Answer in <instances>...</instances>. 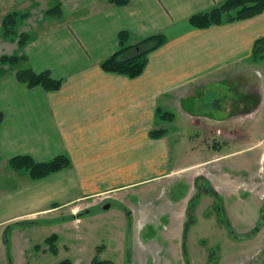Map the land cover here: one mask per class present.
Segmentation results:
<instances>
[{"label": "crops", "instance_id": "crops-1", "mask_svg": "<svg viewBox=\"0 0 264 264\" xmlns=\"http://www.w3.org/2000/svg\"><path fill=\"white\" fill-rule=\"evenodd\" d=\"M52 1L0 0V55L22 53L16 63L0 64V170L5 166L2 178L16 181L10 190L0 189V233L7 236L9 227L13 232L33 227L38 230L34 234L42 233L43 227L73 222L70 219L83 209L81 221L85 217L102 222L117 218L120 233L115 237L114 229L112 234L125 254L127 237L121 232L125 227L162 219L180 224L184 219L182 202L157 203L161 200L157 196L154 203L151 200L152 188L170 172L164 169L143 176L146 163L161 165L164 145L170 153L174 152L171 145L177 151L178 145L185 147L184 155L180 154L184 160L194 153L201 155L192 165L215 164L207 168L220 178L221 161L253 152L261 143L255 140L243 148L233 146L245 135L240 131L241 115L264 107L259 62L252 55L254 42L264 36V11L197 28L189 18L225 0H129L126 5L108 0H58L60 11L51 16L47 11ZM11 12L23 14L15 27L16 33L27 34L22 47L17 38L2 31V19ZM121 31L129 32L128 44L154 34L166 39L148 54L143 71L135 77L100 67L101 61L119 49ZM22 68L48 71L61 84L56 90L28 87L16 77ZM215 86L218 100L209 105L203 93ZM225 88H238L234 99L256 97L243 108L230 109L221 99L236 92H225ZM157 111L169 115L161 118ZM160 129L163 135L150 136ZM225 148L230 150L222 151ZM19 155L36 162L66 155L70 165L32 179L26 171L10 166L9 160ZM137 177L143 178L126 182ZM158 192L154 189L153 193ZM244 219L247 228L240 231H252L254 222ZM80 224L76 237H83L86 230ZM181 237L188 233L182 232ZM161 238L170 245L154 250L160 253L158 262L174 254L180 264H189L187 250H177L179 237ZM250 241L264 244V221ZM134 251L141 263L142 253ZM126 255L130 259L129 250Z\"/></svg>", "mask_w": 264, "mask_h": 264}, {"label": "rangeland", "instance_id": "rangeland-1", "mask_svg": "<svg viewBox=\"0 0 264 264\" xmlns=\"http://www.w3.org/2000/svg\"><path fill=\"white\" fill-rule=\"evenodd\" d=\"M19 35L16 32L11 35L13 38H17V43ZM20 54L9 53L6 55ZM263 58L255 57V60L259 62L258 80L259 83L260 81L262 83L260 89L262 92H264V64L261 62ZM0 64L5 63L0 61ZM215 87L216 89L203 93V95H207L209 105L212 102L215 104L218 100L219 89L218 86ZM241 87L243 88L244 85ZM224 91L236 92L231 94L228 99H221L224 105L230 109L243 108L247 101H254L256 97L253 95V98L249 99H245L244 96L234 99V95L239 94L237 93L238 88H225ZM241 116L240 131L245 135L241 140L234 141L233 146L236 149L243 148L255 140H260L261 143L253 152L236 155L233 160L221 161L220 172L222 177L220 178L210 173L211 170L207 168V166L215 168V164L204 167L192 165L202 158L201 155L194 153L188 157V160L182 159L183 156L180 154L184 155L185 147L179 145L178 151L176 145H171L173 146L171 147L173 153L169 152V148L165 150L166 145L161 148V165L146 163L144 178L151 177L154 173L162 172L164 169L166 172H170L169 175L162 177L161 183L152 188L153 192L154 189H158L159 192L155 195L152 192L151 200L154 203V196H157L161 198L157 203L182 202L184 219L180 224H171V221L162 219L159 223L154 221L138 223L137 226L132 225L129 228L125 227L126 229H122L121 232L127 237V242L123 243L126 245V252L124 254L123 249L122 254L115 238L117 232L120 233L117 228L119 226L116 222L117 218L102 222L93 218L89 221L85 217L81 221V217L85 215V210L82 209L81 216L78 214L79 220L71 218L70 220L74 219V223L60 221L54 228L43 227L42 233L34 234L38 230L33 227L26 228L25 231L19 229L14 232L11 230L12 227H9L7 236L0 233V264H52L65 258H69L73 264H87V261L90 260L91 262L94 256L100 259H110L114 264H124L127 260L126 264H180L174 254H166L168 261L161 260L158 262L161 259L158 256L160 253L157 254L154 250L161 247L167 249L170 245L169 242H163L161 237H179L177 250H187L189 264H264V244L262 245L259 241L256 243L250 241L252 237H255L257 230H253L252 236L249 229L245 232L240 231L247 228L243 225V221L246 220L245 217L248 218L249 223L254 222L253 225L257 227H260L264 221V204H262L264 203V107ZM224 150L230 149H222V151ZM211 151L215 150L211 149ZM189 164L190 167L174 171L176 167ZM2 168L3 170H0V189L8 191L16 186V181L3 179L2 175L6 168L5 166ZM142 178L137 177L126 182L142 180ZM230 191L236 193L229 194ZM212 196L215 198L213 199ZM237 197L239 198L237 199ZM114 208L112 206V209ZM218 208L220 209L219 212H217ZM258 208L261 210L259 211ZM94 212L92 211V213ZM100 212L105 211L101 208ZM223 217L227 220V224L224 223ZM81 222L82 228H86V230L81 233L83 237H76ZM21 226H23L21 228H25L24 225ZM178 227L180 228L179 235L176 231ZM114 229L115 237L112 234ZM1 230L0 227V232ZM17 231L20 232L16 233ZM182 232H186V236L188 233V237H181ZM53 233L57 235L55 242L56 247H58L57 253L46 251L48 245L44 243L45 239ZM97 245H103L100 251L97 250ZM135 249L143 255L141 263L135 259ZM128 250L131 253L130 259L126 255ZM181 263L183 262L181 261Z\"/></svg>", "mask_w": 264, "mask_h": 264}, {"label": "trees", "instance_id": "trees-1", "mask_svg": "<svg viewBox=\"0 0 264 264\" xmlns=\"http://www.w3.org/2000/svg\"><path fill=\"white\" fill-rule=\"evenodd\" d=\"M114 5H126L129 0H108ZM60 11V3L54 0L47 11L49 15H57ZM264 11V0H225L220 5H216L210 10L192 15L189 22L197 28H204L214 24H221L234 20H241L253 17ZM20 17L23 14L11 12L6 14L2 19V31L5 35L11 36L15 32V27L18 24ZM129 32L121 31L118 34L119 49L101 61L100 67L108 72L125 74L129 77L139 75L146 63L148 54L161 46L165 42V36L162 34H154L141 38L133 44H128ZM27 34L21 33L18 37V44L22 47L26 40ZM253 58L264 57V36L258 38L252 48ZM22 57L18 55H2L0 61L4 63H16ZM16 77L19 81L26 84L28 87L41 86L46 90H56L59 88L61 81L54 79L48 71L35 72L30 68H24L16 72ZM157 115L161 118L168 116L169 113L157 111ZM3 114L0 111V122ZM164 134V129L153 130L150 133L151 137H158ZM9 164L14 169H22L26 171L30 178L39 179L50 173L66 168L70 165V160L66 155H57L52 159L44 162H36L28 155H19L11 158ZM222 219V218H221ZM57 235L51 234L45 239L50 252L56 253ZM39 246V245H37ZM100 251L99 247H96ZM52 264H72L71 260L65 258L61 261ZM91 264H114L110 260L99 259L94 256Z\"/></svg>", "mask_w": 264, "mask_h": 264}, {"label": "flooded vegetation", "instance_id": "flooded-vegetation-1", "mask_svg": "<svg viewBox=\"0 0 264 264\" xmlns=\"http://www.w3.org/2000/svg\"><path fill=\"white\" fill-rule=\"evenodd\" d=\"M205 190H207V189H205ZM213 195H214V194H213ZM212 197H213V196H212ZM214 198H215V197H213V199H214ZM222 205H223V203H222ZM219 210H220V209L218 208V209H217V212H219ZM220 218H221V217H220ZM223 218H224V223L227 224V220L225 219V217H223ZM221 220H222V219H221ZM258 228H259V227L255 226V227L253 228V230H258ZM253 230H252L251 233H250L251 236H252V234H253ZM247 236H249V235H247ZM247 236H246V237H247Z\"/></svg>", "mask_w": 264, "mask_h": 264}, {"label": "water", "instance_id": "water-1", "mask_svg": "<svg viewBox=\"0 0 264 264\" xmlns=\"http://www.w3.org/2000/svg\"><path fill=\"white\" fill-rule=\"evenodd\" d=\"M108 207V205H106V208Z\"/></svg>", "mask_w": 264, "mask_h": 264}]
</instances>
